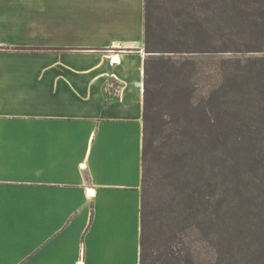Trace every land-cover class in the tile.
<instances>
[{
  "label": "crops",
  "instance_id": "obj_1",
  "mask_svg": "<svg viewBox=\"0 0 264 264\" xmlns=\"http://www.w3.org/2000/svg\"><path fill=\"white\" fill-rule=\"evenodd\" d=\"M144 38L145 0H0V264H140Z\"/></svg>",
  "mask_w": 264,
  "mask_h": 264
},
{
  "label": "trees",
  "instance_id": "obj_2",
  "mask_svg": "<svg viewBox=\"0 0 264 264\" xmlns=\"http://www.w3.org/2000/svg\"><path fill=\"white\" fill-rule=\"evenodd\" d=\"M144 44L140 264H264V57L198 101L191 57L263 51L264 0H145Z\"/></svg>",
  "mask_w": 264,
  "mask_h": 264
},
{
  "label": "rangeland",
  "instance_id": "obj_3",
  "mask_svg": "<svg viewBox=\"0 0 264 264\" xmlns=\"http://www.w3.org/2000/svg\"><path fill=\"white\" fill-rule=\"evenodd\" d=\"M244 29V27L239 26V30H237L238 33L236 35H240L241 33L239 31H243ZM242 37L244 38L245 36ZM191 57H193L197 65V74L195 79L198 89L195 94V101H198L202 97L208 96L209 92L222 82L223 74L226 69L231 67L236 68L235 65H237L236 62L238 60L245 61L249 57H264V50L260 52L246 53L209 51L205 53L193 54ZM241 64H244V62ZM211 262L209 247V264H212Z\"/></svg>",
  "mask_w": 264,
  "mask_h": 264
}]
</instances>
